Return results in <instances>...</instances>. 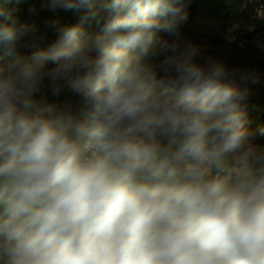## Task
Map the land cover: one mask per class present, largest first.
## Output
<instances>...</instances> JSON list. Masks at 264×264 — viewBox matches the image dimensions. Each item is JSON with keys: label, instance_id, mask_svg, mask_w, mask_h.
Segmentation results:
<instances>
[{"label": "clouds", "instance_id": "1", "mask_svg": "<svg viewBox=\"0 0 264 264\" xmlns=\"http://www.w3.org/2000/svg\"><path fill=\"white\" fill-rule=\"evenodd\" d=\"M27 2L0 0V264H264L250 91L185 38L193 0H36L82 15L23 55Z\"/></svg>", "mask_w": 264, "mask_h": 264}, {"label": "trees", "instance_id": "2", "mask_svg": "<svg viewBox=\"0 0 264 264\" xmlns=\"http://www.w3.org/2000/svg\"><path fill=\"white\" fill-rule=\"evenodd\" d=\"M33 6L41 7L36 0L8 5L16 9L15 17L19 22L36 24L35 33L20 43L18 51L23 55L35 50L33 45L48 47L57 39V28L78 23L82 15L76 11L57 14L41 11L30 16L28 9ZM257 6L250 3L244 7L242 0H193L187 9L189 20L182 32L188 41L201 48L202 58L212 57L224 62L229 71L235 72L241 87L249 89L246 101L249 127L257 133L255 143L264 147V135L260 134L264 130V21L254 18ZM53 21L57 22L55 27ZM243 75L250 79L240 81ZM49 98L57 101L50 93ZM68 99L69 95L63 93L57 102L62 104Z\"/></svg>", "mask_w": 264, "mask_h": 264}]
</instances>
